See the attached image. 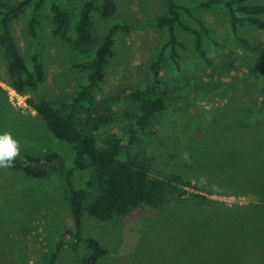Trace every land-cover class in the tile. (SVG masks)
<instances>
[{"label": "rangeland", "instance_id": "obj_1", "mask_svg": "<svg viewBox=\"0 0 264 264\" xmlns=\"http://www.w3.org/2000/svg\"><path fill=\"white\" fill-rule=\"evenodd\" d=\"M19 1L0 0V6ZM85 1L45 0L34 35L28 25L32 5L9 24L28 67L36 56L45 72L37 90L17 94L9 86L0 47V132L18 141L17 157L56 153L73 168L71 146L56 139L25 100L46 99L65 115L68 103L87 85L86 73L76 65L92 59L94 50L81 54L71 43ZM174 1L189 9L191 15L181 12V20L201 33L212 65L195 52V36L176 26L180 70L167 48L157 75L168 82L165 109L134 141L121 117L99 129L95 141L103 148L108 137L120 138V160L146 166L151 177L180 175L190 183L186 195L170 198L162 209L140 206L129 216L104 222L83 212L76 241L63 179L33 180L0 168V264H44L53 253L54 264H81L91 254L85 239L105 250L96 264H264V31L244 23L234 32L223 5L203 9L200 4L208 0ZM232 1L264 5V0ZM52 2L71 16L67 39L52 35ZM114 2L117 11L110 22L93 20L95 40L100 42L113 24L128 30L116 35L94 103L119 112L128 107L130 92L153 83L151 65L169 32L155 26L166 13L163 0ZM260 18L264 21V15ZM93 109L83 103L77 119L85 121ZM88 178V171H75L74 187L84 189ZM198 196L207 202L201 204Z\"/></svg>", "mask_w": 264, "mask_h": 264}, {"label": "trees", "instance_id": "obj_2", "mask_svg": "<svg viewBox=\"0 0 264 264\" xmlns=\"http://www.w3.org/2000/svg\"><path fill=\"white\" fill-rule=\"evenodd\" d=\"M166 13L156 21V28H167L169 38L159 52L157 59L152 63L151 70L155 77L151 85L142 90H134L126 97L128 107L119 112H111L104 104L94 103V92L104 80L105 67L114 56L115 38L120 32L127 31L128 26L111 25L100 42H96L92 28L93 20L98 18L103 22H110L116 15L117 7L114 0H86L80 9L79 19L74 28V39L71 41L74 50L85 54L94 50L93 58L77 64L76 68L86 73L87 85L83 86L75 97L66 106L67 113L62 115L53 108L46 99L26 98V106L35 113L46 125L48 131L58 140L71 146L74 151L73 168L64 165L63 158L56 153L45 155L25 154L16 157L7 167L21 172L25 177L33 180H47L52 175L63 179L66 187V196L70 206L76 234L79 241L82 213L97 221H108L114 216H129L140 206L152 209H162L170 198L181 199L186 195L185 188L190 183L180 175H170L163 178L151 177L149 169L134 161L120 160L121 139L110 136L105 141V147L96 146L95 134L108 123L121 117L127 124L125 131L130 134V140H135V134L150 127L152 120L165 109L169 94L168 82L157 76L164 60V50L169 48V59L180 70V42L175 36V27L195 36L194 49L197 55L208 65H212L203 49L202 35L182 22L181 12L191 15L188 8L174 0H163ZM45 0H21L16 6L6 4L0 6V47L6 64L10 88L19 95L26 91H35L45 79L43 65L36 56L32 57V67L29 68L21 56L14 38L9 29L13 19L19 17L26 7L32 5L29 29L34 35L37 15L43 8ZM214 5H223L230 18V26L234 32L244 23L260 28L264 31V5H242L240 1L208 0L200 7L209 9ZM53 29L52 35L67 39L71 30V16L60 9L53 2L49 8ZM199 25L207 33L201 22ZM83 103L94 106L93 114L83 121L77 119L83 110ZM89 172V178L84 189L74 187L73 173ZM200 203L207 199L198 196ZM90 256L81 264H96L105 250L93 239H85ZM56 254L53 253L44 261V264H54Z\"/></svg>", "mask_w": 264, "mask_h": 264}, {"label": "clouds", "instance_id": "obj_3", "mask_svg": "<svg viewBox=\"0 0 264 264\" xmlns=\"http://www.w3.org/2000/svg\"><path fill=\"white\" fill-rule=\"evenodd\" d=\"M19 152L18 141L8 132H0V168L9 167Z\"/></svg>", "mask_w": 264, "mask_h": 264}]
</instances>
